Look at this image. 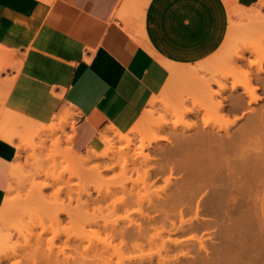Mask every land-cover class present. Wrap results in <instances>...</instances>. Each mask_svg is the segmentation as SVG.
I'll return each mask as SVG.
<instances>
[{
	"label": "rangeland",
	"instance_id": "1",
	"mask_svg": "<svg viewBox=\"0 0 264 264\" xmlns=\"http://www.w3.org/2000/svg\"><path fill=\"white\" fill-rule=\"evenodd\" d=\"M137 2L139 5L144 4V0H135L133 3L136 4ZM125 7L129 9L131 6L126 5ZM133 20L127 19L125 22L129 32H133V29H135L131 25L134 22ZM235 23L242 26L246 24L244 20L239 19L235 20ZM129 25H131L133 29L129 28ZM133 34L136 33L133 32ZM231 41H234L235 43L233 52H231V49L228 48L226 53L220 54V58L217 57V54L214 55L213 57L215 58L210 60L214 62L209 63V66H207L204 70L202 69V65L207 62L198 65L201 70L198 79L207 81V84H210L211 86L210 89H199L197 91L195 76L188 77V79L182 82L180 78L178 79L176 77L174 78L175 87L170 86L171 89L167 88L161 94L165 97L168 106L165 107L163 104H158L156 107L154 119L155 122L158 123V126L145 127V129H143V131L138 135L139 141L136 140L135 144L132 146V150L134 149L133 152L135 153L136 151H142L143 154L145 153L144 155H150L151 158H160V161L156 160L157 162H150L153 164H151V166H149L150 163H146L141 159L140 163L138 162L134 165L131 164L127 169H123L118 166L115 168V171H107L105 172L106 174L104 173L105 175L103 174V178L101 177L99 179H95L87 174L81 176L77 173V175H75V168H73L69 159L65 156L66 148L68 146L62 140V131H59L57 135L46 137L48 143V145L46 143V147H48H45L46 149L40 148L42 144L37 137L38 133H35L41 128L36 127L31 131L21 128L16 130V128L15 131H11L16 135L14 143L4 142L12 147L15 151V156L18 150L22 151V157L21 159H18V162L23 163L22 165L24 168L20 177L17 179V182H14V186L18 185V187L11 194L12 201L15 202L11 203L13 207L10 205L4 206L5 204L1 199L11 184V170L6 178L5 183H7V185L5 189L0 192V209L3 208L4 211L0 210L3 212V214H1L2 217L0 215V218L7 216L6 218L0 220V242L9 243L8 247L10 248L9 251L5 249L6 252L11 253L10 249L13 252L18 250L17 252L20 254L22 250L25 252L27 250V243L29 242V244L31 243L35 245L37 237L43 233L44 235L42 237H44V240L46 241L48 238H51L54 233H61V239L56 240V244L64 246L67 239L66 234H77L83 232L85 233L84 237H86L85 241L71 240L72 244H95V253L97 254L98 259L101 257L102 259L103 257L107 258V261L104 258L106 263L109 262L107 264H208L211 257H215V250L222 247L223 244L227 245L229 248L235 245V248L232 247L233 251L240 247V244L238 243L231 245V242H226V239L222 236V227L233 222L235 219L242 226L241 233L243 234L244 239L241 240L240 243L245 245L246 250L254 249L256 243L262 242L264 238V161L262 167L259 169H249L248 167L241 165L239 170L242 178L237 183H226L224 180H219L215 183H208L205 189L196 194L192 204L196 205V203L199 202L201 210L199 221L194 220V223L197 225H199V222L207 224V226L197 231H190L191 228L189 224L186 223L184 224L186 226H184V229L188 228V230L185 229L184 231L182 230L183 232L179 231L171 235L163 232L156 235L153 241L146 243L143 248L134 249L132 247L122 248L118 245V241L111 242L104 230V228L112 229L115 227H130V225L135 222L141 223L143 226H146V228L149 226L148 229L151 227L149 229L151 234L154 232V234H156L164 229L161 227L162 222L159 221V212L150 210L149 203L160 202L159 204H161L168 199V195L172 193L170 192V188H167L166 182H168V178H170V183L172 182L173 185H171V190L175 187V185H179L180 182L183 183L184 181V174L181 175V173L185 171V168L182 165L180 167V164L185 151L181 148V146H174L176 144L178 145L176 137H178L179 134H181L180 136L186 135L191 138L195 136L198 131H205L209 129L208 131H212L218 136H235L247 123L246 120L256 117L254 114H257L258 117L254 124V128L248 130V133L245 134L244 137H246V139L242 141L241 147L243 148L242 151L245 154V157H249L251 160H255L257 155H264V89L258 88L253 93L252 97L256 95V97H258L259 95L260 99H258L257 102H252L251 108L249 106L251 97H248L245 94L246 87H254L260 84L257 82L256 77L259 74L258 69L260 65L264 66L261 62L263 61L262 59H264V34L260 36V34L248 33L241 27L240 29H236L233 33ZM246 48V59L244 61H241L238 64H230L228 61H225V58H228L230 54H241V52ZM219 59L220 61H218ZM19 61L21 60L16 58L13 63H18ZM19 73L20 72L17 70H9V74L4 75L3 78H1L4 82H6V85L13 80H15L16 83V78ZM249 78L253 79L251 83H249ZM14 85L12 86V89L14 88ZM9 86L10 84L8 87ZM217 91H220L221 94H216L215 92ZM8 93L11 94V91L9 92L8 89L2 90L0 86V126L13 129L11 122L8 121L6 117L1 116L5 112V108L14 110L8 105V98L10 96ZM161 95L153 98L151 101L161 97ZM204 95L205 98H203ZM236 95H245V109L248 108V112H246V110H241L235 113L228 112L229 106L233 103L234 96ZM4 101L5 103L3 105L2 103ZM220 103L225 105V111L218 110V104ZM150 107L151 102L149 103L148 108ZM74 116L73 121L76 125ZM56 121L57 120L55 119L52 122L55 123ZM166 124L169 125V128L166 127ZM163 125L166 126L163 128ZM155 127L160 130L156 131ZM218 128H228V134H226L225 130L219 131ZM67 129L68 127L66 130ZM183 129L187 130L183 131ZM33 136L35 138H33ZM162 137L175 141L176 143L171 144V147L174 149H172L170 144L168 145L166 140ZM59 138H61L62 141L59 140L58 144ZM159 138H161L160 141ZM151 141L152 143L154 142V146H152L153 144ZM156 141L160 142V146L157 145L158 143L156 144ZM163 141L166 143L164 144ZM35 142L38 143L36 144ZM56 142L57 144H55ZM150 143L151 146L149 145ZM156 146H158L160 150ZM154 147L155 149L157 148L158 151L152 149ZM101 149H105V145L101 146L99 151H102ZM150 149H152V151ZM164 149L166 151H164ZM172 150H175V153ZM170 151H172V153H170ZM163 152H166V154ZM40 156L42 158L41 162ZM166 157L168 158L169 167H166L165 171H161L159 170L158 164H163L165 159H167ZM14 159L12 167L15 162ZM23 160L24 162H22ZM111 163L112 162L110 161L108 162V164ZM154 163H156L157 166ZM176 165L180 169H178V167L177 169L174 168ZM170 166L171 168H174L172 171L174 173L169 172ZM148 167L149 169L153 167L150 169V172L153 171L150 176H147L144 173ZM143 168L147 169L143 170ZM184 173L186 175V172ZM180 176L183 180H180ZM69 178H71V180ZM47 183L50 187H48L49 185ZM45 184H47V188H45L43 192H40L39 189L42 186L43 188L46 187ZM234 184L237 186V190L235 191L236 201H234L231 205L226 203H219L218 205L216 202L220 200L219 193L221 190H226V188L228 189V187H232ZM37 187L39 188L37 189ZM71 187L74 190L73 194H75L73 195V198L75 197L74 200L79 197V194L82 195V200L85 197V199H87V195L85 193L87 190L91 191L92 197L96 199L109 194L117 195L118 198L124 195V192L121 190L123 187L128 189L127 193L134 188L133 192L142 200L141 209L145 214L152 216V220L149 221L146 220V218L143 219V216L139 214H129L123 210H113L112 206H110L102 211L90 210L89 213H86L89 214L88 217H91L94 221L101 223V226L87 225L85 230H81L78 224L75 221H72V218L81 216L80 214L83 212L80 213L79 211H81V208L76 207L77 204L79 206L77 201L73 200L74 202L72 203L69 200L70 195L68 193ZM81 187H84L85 189H82ZM247 187L249 189H247ZM61 188L63 189L62 191L59 190ZM35 190H38L36 191V194ZM82 190L85 191L83 192ZM109 196L108 202L111 197ZM5 209L6 211L8 210L9 213L8 211L6 212ZM244 212H246L245 216L247 218L244 222H241L239 220L241 218L240 215ZM185 214V219L195 217L194 212L189 211V213ZM57 216H59V220L56 219ZM153 216H155V219H158L153 220ZM176 220L179 227L180 225L178 221L180 220L178 218ZM168 224L169 223H167V228H170L171 225ZM152 226L157 228V230H155ZM97 230L100 231L98 235L89 237V233L91 234V232ZM6 239H8V242ZM180 240H183L182 242L184 243ZM200 241H203L207 246L209 255L202 250ZM4 243H2V246L0 245V247H3ZM4 247L8 248L6 244ZM241 249L242 248L240 247L239 250ZM24 252H22V256ZM8 253L7 255H9ZM12 253L10 255H12ZM21 255L20 257L22 258ZM17 256L18 257L14 259L10 258L9 260L3 261L2 264H12L15 259H19V254ZM242 256L244 259H250L248 255L242 254ZM104 260L103 263L105 262ZM174 260L176 262H174ZM224 261H226V264L228 261L232 262V257L227 256V259H224Z\"/></svg>",
	"mask_w": 264,
	"mask_h": 264
},
{
	"label": "crops",
	"instance_id": "2",
	"mask_svg": "<svg viewBox=\"0 0 264 264\" xmlns=\"http://www.w3.org/2000/svg\"><path fill=\"white\" fill-rule=\"evenodd\" d=\"M124 1L0 0V45L7 48V63L21 60L2 74L20 72L8 105L43 124L72 110L77 152L110 126L128 131L169 83L167 64L198 67L229 32L226 0H149L141 21ZM237 1L250 7L261 0ZM121 15L134 19L135 29L145 28L143 39L127 30ZM4 141L0 192L15 157Z\"/></svg>",
	"mask_w": 264,
	"mask_h": 264
},
{
	"label": "bare ground",
	"instance_id": "3",
	"mask_svg": "<svg viewBox=\"0 0 264 264\" xmlns=\"http://www.w3.org/2000/svg\"><path fill=\"white\" fill-rule=\"evenodd\" d=\"M134 1L135 0H125L124 4L131 6V7H129L130 10L132 8H134L136 15L134 13L133 14L136 16L137 20H140L143 18L144 8L147 5V3L149 2V0L144 2L143 5H139L138 2L136 4H134L133 3ZM226 2L228 5L229 14H230V28H229V32H228V35H227V38H226L224 44L219 49V51L216 53L218 55L217 56L218 58H220L221 53H226V50L228 48L231 49V52L234 51L233 49H234L235 43H234V41H231V37H232L233 33L236 31V29H240L242 27V29L246 30L248 33L260 34V36H262L264 34L263 33L264 32V0L259 1L258 3L254 4L250 7H244V6L239 5L237 0H226ZM121 17H123V16L121 15ZM123 18H124V21L126 22L127 19L125 17H123ZM238 19L244 20L246 22V24L243 26L238 25L237 23H235V20H238ZM137 20H136V23H137ZM200 23H201V20H200ZM202 25H203V23H202ZM200 26H201V24H200ZM129 28L133 29L131 25H129ZM144 29H141V30L140 29H133V32H135L139 37H141V39H143V37H144L143 32L144 31H142V30H144ZM145 32H146V30H145ZM261 33H263V34H261ZM201 37L202 36H200V38ZM246 50H247V48L245 50H243L241 52V54H235V55H234V53L230 54V56L228 58L227 57L225 58V61H228V63H230V64H238L241 61H244L246 59V55H245ZM263 51H264V48H263ZM6 55H7V48L0 45V86H1L2 90L3 89H6V90L10 89V86L8 87L6 85V82H4L2 80V78H1L2 74L6 73L8 68H11V69H13V68L17 69L18 68L17 63H7L6 62V58H5ZM214 58L215 57L211 58L210 60H212ZM210 60L205 61L207 63L202 62V64L205 63L204 65H202L203 70L207 66H209V63L214 62V61H210ZM262 60L263 61H261V62H262V64H264V59H262ZM218 61H220V59ZM167 66L169 67V69L171 71V79L168 80L169 83L167 84V86L165 85L164 91L167 88H170V86L175 87V85H174L175 79L174 78H176V77L178 79L180 78V80L182 82V81L188 79V77L195 76V78H196V80H195L196 90L197 91L199 89L207 90V89L211 88L210 84H207V81H203L201 79H198V76L201 73V70L199 67L196 66L193 68V67L186 66V65L185 66H176L174 64L173 65L167 64ZM258 73L259 74L257 75L256 80L260 84L258 86L245 88L246 89L245 94L248 97H251L250 102H249L250 108H251L252 102H257L258 99H260V96L258 95V97H256L257 96L256 94H255L256 96L252 97L253 93L258 88L264 89V66L263 65H260V67L258 69ZM252 80H253L252 78H249V83H251ZM12 82L13 81H11L9 84L11 85ZM215 93L219 94V95L221 94L220 91H217ZM8 94H10V93H8ZM203 98H205V95L203 96ZM244 101H246L245 95L244 96L243 95L234 96V101H233V103L230 104L229 111H228V107H227V111L231 112V113H235V112H239L241 110L242 111L246 110V112H248V110H247L248 108L245 109L246 104ZM4 103H5V101L2 104L4 105ZM158 104L159 105L163 104V105H165V107L168 106L165 97L161 95V97L151 101V107L144 111V113L141 116V118L139 119V121L134 126H132L128 131H122L121 129H119L116 126H110L107 129L100 131L98 137L94 140V142H92L87 147V149L84 152H77L72 147V137H73V131L75 129V122L73 121L74 112L70 109L66 110L63 115L56 117L55 119L57 121L55 123L51 122L50 124H43V123H39L33 119H30L28 117H25V116L19 114L18 112L14 111L12 109L5 108V112L1 116L6 117L7 120L11 122L13 129L0 126V139H3L5 141L13 144L15 141L16 135L14 133H12L11 131H13V130L15 131L16 128H17L16 130H18V128H21V129H24L27 131H31V130L35 129L36 127H38L41 129L39 131H36V130H34V131H36L35 133H38L37 137L41 141L42 145L40 148L46 149V148H48V147H46V143H47L46 137L57 135V133L59 131H62L63 132L62 140L68 146L66 148V153L65 152L64 153H65V156L67 157V159H69L73 168H75V170H74V171H76L75 175H77V173L81 176L82 175L84 176L87 174V175H90L91 177H93L95 179H99L101 177L103 178V176L106 174L105 172L110 171V170L115 171V168L118 166L122 167L123 169H127L129 167V165H131V164L134 165L138 162L140 163L141 159H142V161H144L146 163H150V162L153 163L156 160L160 159V158L154 159V158H151L150 155H144L145 153L143 154L142 151H140V152L136 151V153H135V152H133L134 149L132 150V146L135 144V141L138 140V138H139V136H138L139 133H141L143 131V129H145V127L158 126V123H156L155 119H154V114L156 112L155 109L158 106ZM218 107H219L218 108L219 111H225V109H226L225 105L222 103L218 104ZM246 112H243V113H246ZM254 116H256V117H253L252 119H248L249 117L247 118L248 119V120H246L247 123L246 124L244 123L245 125H244V127L241 128L242 130L238 131V133L235 136H232V135L228 136V137L218 136L217 134L213 133L212 131H208L209 129L205 130V131H198L197 134L191 138L189 136H186V135H185L186 137L180 136L181 134H179V136L176 137V142L178 143V145L176 144L174 146L175 147L181 146V148L185 151L183 153V157L181 159L182 161H181L180 167L182 165L185 168L184 172H186V175L184 172L183 173L179 172V173H181V175L184 174L183 175L184 181H183V183L180 182L179 185L178 184L175 185V187H173L171 190L172 182L170 183L171 180H170V178H168L167 179L168 182H166L167 188H170V192H172V193H170V195H168V199L166 201H164V203H161V204H159L160 202L159 203H155V202L149 203L150 210H154L156 212H159V214H160L159 215L160 216L159 221L162 222L161 227H163L164 229L161 232H157L156 234H154L155 232L153 234H151V232H149L150 231L149 229L151 227L148 229L149 226L146 228V226H143L141 223L135 222L134 224L130 225V227H119V228L115 227L112 229L104 228L105 233H107L106 235L108 236V239L111 242L112 241H118V245L121 246L122 248L132 247L134 249H141L146 245V243H150V241H153V239L156 235H159L163 232L171 235V234H175V233L182 231V230L184 231L185 229L188 230V228L184 229V226H185L184 224H186V223L189 224L190 228L192 229V230L190 229V231H197V230L207 226V224L200 223V222H199V225L194 223V220L199 221L200 210H201L199 202L196 203V205L192 204L194 199H195L196 194H198L203 189H205V187H207L208 183H215L219 180H224V181H226V183H237V182H239L242 178L241 172L239 170L241 165H244L245 167H248L249 169L250 168L259 169L260 167H262V164L264 161V155H257L255 160H251L249 157H245V154L242 151L243 148L241 147L242 141L244 139H246V137H244L245 134L248 133V130L254 128V124H255L257 117H258L257 114H254ZM159 125H161V124H159ZM165 126L163 125V128ZM168 126L169 125H167L166 127L169 128ZM175 126H177V125H175ZM67 127L69 130L68 129L66 130ZM176 128H178V127H176ZM157 130H160V129L156 128V131ZM186 130L187 129H183V131H186ZM218 130L219 131L225 130L226 134H228V131H227L228 128H218ZM158 132H160V131H158ZM145 134H146V132H145ZM33 135H35V134H33ZM33 138H35V137L33 136ZM162 138L164 140H166L168 145L170 144V147H171V144L176 143L175 141H172L170 139H167V138L165 139V137H162ZM160 139L161 138H159V141H160ZM59 140H61V138L58 139V144H59ZM166 142H164V144ZM33 143H34V141H33ZM151 143H152V141H151ZM151 143L149 144L150 146H151ZM159 143L160 142L156 141V144L158 146H160ZM55 144H57V142ZM152 144H153L152 146H154V142ZM47 145H48V143H47ZM103 145H105V149H103V150L101 149L102 151H99V148ZM158 146H156V147L159 149ZM161 147H163V146H161ZM157 148L155 149V147H154L152 149H155V151L156 150L158 151ZM34 149H35V147H34ZM152 149H150V150L152 151ZM172 149H174V148H172ZM164 151H166V150L164 149ZM172 151L174 152L175 150H172ZM172 151H170V153H172ZM160 153H162V152H160ZM155 154H156V152H155ZM164 154H166V152ZM41 156H40V159H41L40 162L42 161ZM21 157H22V151L18 150L16 153V156H15V159H14L15 162L13 164V167H12L11 173H10L11 184L6 191V195H5V198L3 200V203L5 204L4 206L10 205L13 207V205H11V203L13 202L12 198H11V194L18 187V185L14 186V184H15L14 182H17V179L20 177L22 170L24 168V166L22 165L23 163L18 162V159H21ZM47 161H48V159H47ZM109 161L112 163L108 164ZM22 162H24V160ZM152 163H150L149 166H151ZM161 163H162V159H161ZM154 164L156 165V163H154ZM40 165H42V164H40ZM158 166H159V170L165 171L166 167H169L168 158L165 159V162H163V164H161V165L158 164ZM177 167L178 166L176 165V167H174V168L177 169ZM151 168H153V167H151ZM174 168H171V166H170L169 172H172L174 170ZM145 169H147V168H145ZM145 169L143 168V170H145ZM150 169L148 167V169L144 171V173L147 176H150L151 172H153V171L150 172ZM168 169H167V171H168ZM178 169H180V168L178 167ZM186 169H188V170H186ZM172 173H174V172H172ZM180 178H181V176H180ZM69 179L71 180V178H69ZM180 180H183V179L181 178ZM47 184H45L46 187H44V188H43V186L41 187V185H40L41 188L39 189V191L43 192L44 189L47 188ZM48 187H50V185ZM51 187H52V184H51ZM236 187L237 186L234 184L232 187H228V189L226 188V190L222 189L221 192L219 193L220 200L217 201L216 203L218 205H219V203H221V204L226 203V204L231 205L234 201H236V194H235V191L237 190ZM38 188L39 187H37V189ZM247 189H249V188L247 187ZM59 190L62 191L63 189L61 188ZM59 190H58V192H59ZM78 190H80V189H78ZM121 190L124 192V195H122L121 197H118V198H117V195L109 194L111 197L109 195H106V196L104 195L103 197H98V198L94 199L92 197V192L87 190L85 192L87 195V199H85L86 198L85 197L82 200V195H80L78 193L79 197L76 198V200H74L75 197L73 198V195H75V194H73L74 190L71 187V189L69 190V193H68L70 195V196L68 195L70 198L69 200L72 203L74 201H77L79 203V206L77 204L76 207L81 208V211H79L80 213L83 212L82 214L79 213L81 216H79V217L77 216V217L72 218V221H75L78 224L79 228H81V230H85L87 225H89V226H93V225L101 226V223H99L98 221H94L91 217H88L89 214H86V213H89L90 210L102 211L104 209L109 208L110 206H112L113 210H123L129 214H139V215L143 216V219L146 218V220L151 221L152 216H150L149 214L148 215L145 214L144 211L141 209L142 200L139 198V196L137 194H135L133 192L134 188H132L129 191V193H127L128 189L126 187H123ZM36 191H38V190H35V194H36ZM57 194H59V193H57ZM43 195H44V193H43ZM108 196L110 197L109 202H108ZM113 196H116V197H113ZM162 199H164V198H162ZM13 203H15V202H13ZM160 205H161V207H160ZM0 210L3 211V208ZM1 211H0V215L3 214V212H4V211L3 212H1ZM5 211H6V209H5ZM189 211L194 212L195 217L190 218V219L189 218L185 219L186 218L185 213H189ZM8 213H9V211H8ZM245 215H246V212H244L242 215H240L241 218L239 220L241 222H244L246 220L247 217ZM1 217H2V215H1ZM6 217H3V218H6ZM58 217L59 216H57V218H56L57 220H59ZM3 218H0V220ZM177 218L180 220V221H178V223L180 225L179 227H178V224L176 223ZM157 219L158 218L155 219V216H153V220H157ZM149 221H147V222H149ZM167 223H169L172 226V228H171V226H170V228H167ZM152 227L155 228L154 226H152ZM241 227L242 226L240 225V223H238V221L235 219L233 222H231L227 225H224L222 227V230H223L222 236L224 239H226V242L227 241L231 242V245H234L235 243L240 244V247L242 249L239 250L240 249V247H239L238 249L233 251L232 247H234L235 245L231 246L229 248L227 245L223 244L222 247L215 250V255H214L215 257L214 258L211 257L208 264H223V263L226 264V261H224V259H227V256L232 257V262L228 261L227 264H264V238H263L262 242L256 243L254 249H247L246 250L245 245L240 243L241 240L244 239L243 238L244 236L241 233V231H242ZM155 230H157V228H155ZM82 233L66 234L67 239H66V242L64 243L65 244L64 246H59L56 244V242H57L56 240L61 239V233H58V232L54 233V235L51 238H48L47 241L44 240L45 239L44 237H42L44 235V233H43L37 237L35 245L31 244V243L29 244V242L27 243V248L25 247L27 250L25 252L22 250V252H24L23 253L24 258L21 255L22 252L20 251L21 252V254H20L17 252L18 250L17 251L15 250L13 252L10 249V252L11 253L13 252L12 255H10L11 253L6 252V250H5V249H7L9 251V248H10V247H8L9 243L7 244L4 242H0V245L2 243H4V245L6 244V246L8 247V248H5L4 245H3V247H0V264H2V262L5 260H9L10 258L14 259V258L18 257L17 256L18 254H19V259L18 258L15 259V261L12 264H107V263H109V262L106 263L107 258H105V257H103V259H102V257L100 259H98L97 254L95 253V244H92V243H89L87 245H80V244H75V243L72 244L71 240L85 241V239H86V237H84L85 233H83V234ZM98 233H100L99 230L93 231V232H91V234L89 233V237L93 236V235H98ZM86 235H87V233H86ZM6 241L8 242V239H6ZM180 241L182 242L183 240H180ZM182 243H184V242H182ZM200 245H201L202 250H204L207 253V255H209V251L207 249V246L204 244L203 241H200ZM81 246H82V248H81ZM7 253L9 255H7ZM242 254L248 255L250 257V259H244ZM20 255L22 256V258L20 257ZM104 258L106 259V261L104 260ZM228 259H229V257H228ZM103 260L105 261L104 263H103ZM174 262H176V261L174 260Z\"/></svg>",
	"mask_w": 264,
	"mask_h": 264
}]
</instances>
